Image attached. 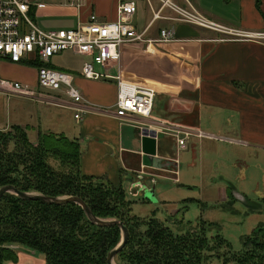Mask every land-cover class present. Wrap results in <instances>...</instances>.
<instances>
[{"label": "crops", "instance_id": "obj_1", "mask_svg": "<svg viewBox=\"0 0 264 264\" xmlns=\"http://www.w3.org/2000/svg\"><path fill=\"white\" fill-rule=\"evenodd\" d=\"M30 1L31 15L41 29L61 31L76 29L93 14L103 22L116 21L122 0ZM135 1L138 11L133 21L145 31L147 42L125 44L121 68L111 66L107 71L156 89L151 116L118 118L115 80L84 79L80 73L89 58L65 52L80 58L81 68L59 69L52 64L54 58L50 67L75 76L83 104L77 107L55 94L40 97L36 102L52 111L35 124L16 125L35 130L36 141L39 134L53 133L78 142L81 173L123 189L127 200L128 195L145 197L151 182L169 179L171 185L199 189L194 200L202 205L240 200L247 204L259 174L264 178V41L185 22L160 0ZM169 1L230 31L264 33V0ZM157 13L161 19H155ZM163 29L175 31L173 42L160 41ZM79 111L80 120L75 118ZM145 129L156 134L160 159L150 167L142 162ZM178 139L186 140L184 147ZM200 223L197 229L205 223L210 241L223 237L213 235L212 230L219 229L215 223L202 217ZM15 250L17 261L3 264H47L44 254L22 246Z\"/></svg>", "mask_w": 264, "mask_h": 264}, {"label": "trees", "instance_id": "obj_2", "mask_svg": "<svg viewBox=\"0 0 264 264\" xmlns=\"http://www.w3.org/2000/svg\"><path fill=\"white\" fill-rule=\"evenodd\" d=\"M28 130L29 127L15 125L10 130L12 134L10 131L0 134V189L12 186L21 193L53 198L77 197L97 218L122 222L129 231V239L116 258L120 257L127 264H203L205 254H219L223 248H231L230 242L223 237L210 241L205 223L199 232L175 235L155 217L143 221L144 224L136 216H133L135 221L127 219L133 215V202L127 200L123 189L81 173L78 142L46 133L39 134L38 143L33 144ZM62 140L74 148L76 156V162L70 164L75 170L64 176L46 164L42 152L50 150L48 153L52 155ZM12 142L16 148L10 152ZM143 225L148 228L146 233L139 230ZM262 233L264 227H259L244 239L257 243L256 235ZM121 241L122 232L118 226L95 225L75 203L52 205L12 193L0 198V264L17 261L15 246L44 254L47 264H109L108 255ZM247 259L238 257L233 263L252 264ZM263 261L256 263L264 264Z\"/></svg>", "mask_w": 264, "mask_h": 264}, {"label": "built area", "instance_id": "obj_3", "mask_svg": "<svg viewBox=\"0 0 264 264\" xmlns=\"http://www.w3.org/2000/svg\"><path fill=\"white\" fill-rule=\"evenodd\" d=\"M74 2V0H72ZM163 6L175 10L182 20L195 23L210 30L230 33L241 39L264 41V33L230 31L215 23L205 22L170 4L169 0H160ZM30 0H0V67L3 63L37 64V86L32 88L20 82L0 77V91L8 95L37 99L55 94L65 97L79 107L84 102L81 89L75 84V76L69 72L50 67L51 60L65 52L87 57L90 61L83 64L81 76L87 80H115L118 87L116 116L124 119L130 115L149 118L152 114L156 89L126 82L121 73L110 76L107 69L111 66L121 68V48L125 44L147 42L145 31H139L134 24L138 11L135 0H122L118 5V19L103 22L95 14L86 22L78 23L74 30L45 31L41 29L31 15ZM155 19H161L159 13ZM175 31H160V41L173 42ZM82 111L75 118L81 119ZM184 147L186 140H177Z\"/></svg>", "mask_w": 264, "mask_h": 264}, {"label": "rangeland", "instance_id": "obj_4", "mask_svg": "<svg viewBox=\"0 0 264 264\" xmlns=\"http://www.w3.org/2000/svg\"><path fill=\"white\" fill-rule=\"evenodd\" d=\"M52 64L59 69L78 70L82 66V60L66 53L61 57H55ZM0 77L36 88L37 66L31 62L23 64L3 63L0 67ZM48 111H52V109L36 102L35 99L8 95L0 91V134L6 131L8 133L17 123L35 124L40 118L43 120ZM9 133L12 134L13 131ZM28 137L31 143H38L35 130L29 128ZM49 144L51 145L50 142ZM57 146L52 155L48 153L50 150H47L48 154L44 150L42 151L46 164L60 176L69 175L72 170H75V167L70 166L72 162H76L75 150L63 140L57 143ZM15 148L16 146L12 142L10 152L14 151ZM258 177H260V181L255 182L249 190L250 199L247 204L240 200L233 203L202 205L194 200L199 196V189L180 188L178 185H171L169 179H162L163 181L157 183L151 182L152 190L145 191V199H143L144 197L131 198L128 195L129 200L133 202V215H129L127 219L135 221L133 216H136L143 222L156 216L155 218L169 227L175 235H183L195 233V231L199 232L200 229L197 228L201 224L200 218L202 217L208 223L212 222L219 226V229L214 228L212 230L213 235L220 233L223 238L230 242L232 248H223L219 254H205L206 259H204L203 264H225L228 260L231 261L229 264H236L233 263V260H237L238 257L242 258V256L248 258L247 262L262 264L256 262L264 260V233L256 235L257 243L251 240L247 242L244 239L254 229L264 226V178L261 174ZM100 182L104 183L103 181ZM151 192L152 194H150ZM229 193H233V191L230 190ZM139 230L146 233L148 228L143 225ZM261 243L263 247H261L262 245L257 247ZM115 264L127 263L118 257Z\"/></svg>", "mask_w": 264, "mask_h": 264}, {"label": "water", "instance_id": "obj_5", "mask_svg": "<svg viewBox=\"0 0 264 264\" xmlns=\"http://www.w3.org/2000/svg\"><path fill=\"white\" fill-rule=\"evenodd\" d=\"M142 143H143V159H142L143 165H145L146 167L155 165L157 162L160 161V159H158L156 156L157 154L156 134L154 132H150L149 130L145 129L142 134ZM6 193L15 194L19 196L20 198H23L26 200L41 201V202H45L47 204H52V205H64V204H69V203H75L83 208L88 219L95 225L102 226V227L118 226L122 232V241L119 244V246L108 255L109 264H115V259H116L117 254L125 247V245L128 242L129 231L122 222H119L116 220H102V219L97 218L93 214V212L89 209V207L86 205V203L77 197L53 198V197H47V196L37 194V193H21L12 186H6L0 189V198ZM150 194H152V192ZM145 197H146V194H145ZM150 198L152 197L150 196ZM150 198L148 199L152 201ZM152 199L156 200L154 197Z\"/></svg>", "mask_w": 264, "mask_h": 264}]
</instances>
